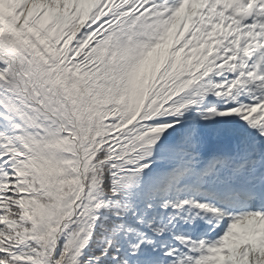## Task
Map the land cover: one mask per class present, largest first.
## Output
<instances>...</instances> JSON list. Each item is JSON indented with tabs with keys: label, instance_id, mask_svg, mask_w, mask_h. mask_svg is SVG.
I'll return each instance as SVG.
<instances>
[{
	"label": "snow or ice",
	"instance_id": "1",
	"mask_svg": "<svg viewBox=\"0 0 264 264\" xmlns=\"http://www.w3.org/2000/svg\"><path fill=\"white\" fill-rule=\"evenodd\" d=\"M0 264H264V0H0Z\"/></svg>",
	"mask_w": 264,
	"mask_h": 264
}]
</instances>
